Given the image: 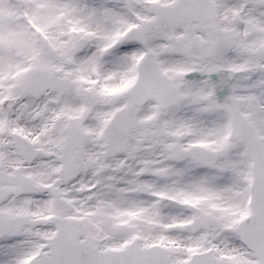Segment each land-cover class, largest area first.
<instances>
[{
    "label": "snow or ice",
    "instance_id": "1",
    "mask_svg": "<svg viewBox=\"0 0 264 264\" xmlns=\"http://www.w3.org/2000/svg\"><path fill=\"white\" fill-rule=\"evenodd\" d=\"M0 264H264V0H0Z\"/></svg>",
    "mask_w": 264,
    "mask_h": 264
}]
</instances>
